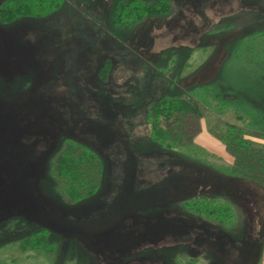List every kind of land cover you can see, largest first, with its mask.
Masks as SVG:
<instances>
[{"label":"rangeland","instance_id":"374dc122","mask_svg":"<svg viewBox=\"0 0 264 264\" xmlns=\"http://www.w3.org/2000/svg\"><path fill=\"white\" fill-rule=\"evenodd\" d=\"M7 1L0 10L24 12L0 11V264H264V184L230 170L207 117L191 125L202 151L159 143L147 118L184 82L212 102L211 128L236 122L264 143V0H169L128 27L114 22L125 0H27L37 14ZM204 125L233 163L197 141ZM69 140L103 162L78 202L53 173ZM200 194L228 199L235 217L188 210Z\"/></svg>","mask_w":264,"mask_h":264},{"label":"trees","instance_id":"16d2710c","mask_svg":"<svg viewBox=\"0 0 264 264\" xmlns=\"http://www.w3.org/2000/svg\"><path fill=\"white\" fill-rule=\"evenodd\" d=\"M58 5L63 0H52ZM6 6L16 5L15 0H8ZM24 2V4H23ZM27 0H20L18 7H28L33 13L42 11L41 7L34 9L27 6ZM45 6V5H44ZM13 7V6H12ZM17 7V8H18ZM171 8L169 0H159L157 2H148L145 0H125L116 8L117 13L114 16V22L124 27L142 20L145 16L160 15L166 13ZM9 12L0 10L4 18L16 15V12H24L21 9H9ZM14 11V12H13ZM264 36L263 32H257ZM255 32L253 35L256 36ZM264 64V49L262 50ZM110 62L102 68L103 75H107ZM189 77V76H187ZM184 83V82H182ZM176 83L184 96H160L150 106L147 112L148 121L151 124V136L154 140L169 147H178L182 145L178 141L184 138V146L194 151L204 149L194 142V135L191 131L193 118L205 116L208 121V130L223 143L235 157L230 170L239 176L255 179L264 184V143L253 141L246 136L241 126L232 121L223 120L222 127L218 130L211 128L209 107L205 104H211L209 99L206 103L196 97L194 91L188 89L185 85ZM174 84V82H173ZM188 90V91H187ZM223 105H228L224 103ZM211 108V107H210ZM252 118L253 114L248 113ZM241 118L242 116H238ZM183 129H182V128ZM259 133V132H258ZM264 138V132H261ZM258 136V135H257ZM191 141L190 143L188 142ZM199 149V150H198ZM205 151V150H204ZM207 152V151H205ZM208 156L214 157L207 152ZM103 162L98 153L90 146H84L75 141H67L59 150L54 162L53 173L60 183V190L63 195L71 202H78L91 196L99 187ZM185 206L188 210L199 213L208 219H217L221 222L232 220L235 215L234 204L226 198L207 194H200L185 200ZM41 236L30 235L25 239V244L29 247L41 246ZM259 238L255 237V242ZM46 243V242H45ZM44 243V244H45ZM23 243V246L25 245ZM26 246V247H27Z\"/></svg>","mask_w":264,"mask_h":264},{"label":"crops","instance_id":"0c3cea01","mask_svg":"<svg viewBox=\"0 0 264 264\" xmlns=\"http://www.w3.org/2000/svg\"><path fill=\"white\" fill-rule=\"evenodd\" d=\"M203 130L197 136V141L204 147L208 148L211 152L221 156L222 158L227 159L230 163L234 162V157L230 155L225 146L212 137L206 130V127L202 128Z\"/></svg>","mask_w":264,"mask_h":264},{"label":"bare ground","instance_id":"6f19581e","mask_svg":"<svg viewBox=\"0 0 264 264\" xmlns=\"http://www.w3.org/2000/svg\"><path fill=\"white\" fill-rule=\"evenodd\" d=\"M215 59H216V58H215ZM217 60H218V59H217ZM217 60H216V61H217ZM208 177H210V176H208ZM215 177L217 178V179H216V178L213 177V179H214L215 181H217V182H220V180H221V181H225L226 184H227V186H232V184H234L232 181L230 182V181L227 180V179H226V180H222V179H221L220 177H218L217 175H216ZM225 182H224V183H225ZM253 257H254V254H253ZM251 259H252V258H251Z\"/></svg>","mask_w":264,"mask_h":264}]
</instances>
